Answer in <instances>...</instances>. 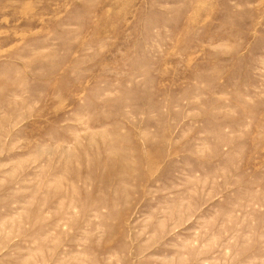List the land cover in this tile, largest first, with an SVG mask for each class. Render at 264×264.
Wrapping results in <instances>:
<instances>
[{"label":"rangeland","instance_id":"obj_1","mask_svg":"<svg viewBox=\"0 0 264 264\" xmlns=\"http://www.w3.org/2000/svg\"><path fill=\"white\" fill-rule=\"evenodd\" d=\"M0 264H264V0H0Z\"/></svg>","mask_w":264,"mask_h":264}]
</instances>
